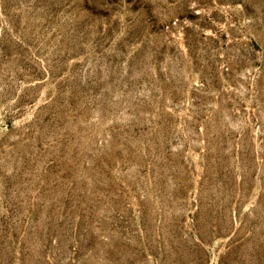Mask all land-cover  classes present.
<instances>
[{"label":"rangeland","instance_id":"1","mask_svg":"<svg viewBox=\"0 0 264 264\" xmlns=\"http://www.w3.org/2000/svg\"><path fill=\"white\" fill-rule=\"evenodd\" d=\"M0 264H264V0H0Z\"/></svg>","mask_w":264,"mask_h":264}]
</instances>
